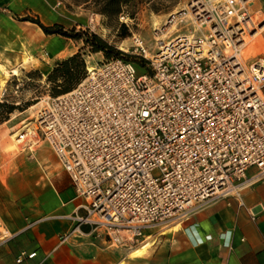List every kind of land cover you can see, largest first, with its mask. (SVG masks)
Segmentation results:
<instances>
[{
	"label": "built area",
	"instance_id": "1",
	"mask_svg": "<svg viewBox=\"0 0 264 264\" xmlns=\"http://www.w3.org/2000/svg\"><path fill=\"white\" fill-rule=\"evenodd\" d=\"M254 1L190 0L153 29L151 47L132 35L130 50L121 49L130 61L87 70L21 126L18 149L46 144L82 201L61 241L87 227L108 247L130 250L146 231L239 200L264 180V59L242 57L264 29ZM100 22L91 14L88 30ZM35 255L21 252L15 263Z\"/></svg>",
	"mask_w": 264,
	"mask_h": 264
},
{
	"label": "crops",
	"instance_id": "2",
	"mask_svg": "<svg viewBox=\"0 0 264 264\" xmlns=\"http://www.w3.org/2000/svg\"><path fill=\"white\" fill-rule=\"evenodd\" d=\"M250 10L264 12V0H255ZM259 36L264 49V29ZM8 150L15 154L8 161L0 150V220L7 233L0 240V264H16L21 252L36 253L22 264H264V180L245 189L239 200L209 205L174 231L158 234L146 255L133 258L129 249L108 247L87 227L61 241L74 228L70 217L82 203L68 175L46 144ZM54 160L60 168L56 174ZM255 172L248 169L246 178ZM155 237L152 230L145 232L146 240Z\"/></svg>",
	"mask_w": 264,
	"mask_h": 264
},
{
	"label": "rangeland",
	"instance_id": "3",
	"mask_svg": "<svg viewBox=\"0 0 264 264\" xmlns=\"http://www.w3.org/2000/svg\"><path fill=\"white\" fill-rule=\"evenodd\" d=\"M189 1L133 0L117 18L109 19L97 12L92 0H0V64L9 73L0 90V103L20 108L0 123V150L5 152L6 161L15 156L8 152V133L18 131L23 122L32 118L38 109L37 104L41 107L42 101L48 97L54 98L50 94L51 86L47 83V76L56 63L81 52L87 73V69L109 61L102 53L91 54L88 49L83 50L81 42L75 43L59 36H45L37 26L24 21L25 19L37 18L45 26L57 24L66 30L84 31L88 30L90 15L95 14L99 18L101 16V22L94 31H88L119 51H129L132 35L140 36L143 42L151 47L154 41L153 29L161 27L170 13L185 8ZM121 25L126 27L129 35L125 39L120 37L123 33ZM178 28L181 34L190 29L186 24H181ZM253 44L258 53L251 57H261L264 49L260 46L259 39ZM69 52L73 54L65 57ZM133 64L137 74L145 72L138 63ZM22 156L30 159L34 155L22 152ZM53 167L54 174L60 171L55 160ZM176 224L178 222H172L152 230L153 236H156L154 241L151 237L137 243L133 248L144 243L151 244L153 241L152 246L139 257L146 255L156 245L158 234L166 230L174 231L173 226Z\"/></svg>",
	"mask_w": 264,
	"mask_h": 264
},
{
	"label": "trees",
	"instance_id": "4",
	"mask_svg": "<svg viewBox=\"0 0 264 264\" xmlns=\"http://www.w3.org/2000/svg\"><path fill=\"white\" fill-rule=\"evenodd\" d=\"M133 0H92L93 5L96 7L97 12L105 18H117L123 9L128 7ZM37 26L45 36H59L75 43L81 42L82 49H88L91 54L102 53L106 60L123 59L130 61V57L116 47L108 44L98 35L89 32L88 30H66L60 25L45 26L39 19H25ZM123 33L120 37L125 39L129 37L127 29L121 25ZM35 74L38 75L36 72ZM85 63L81 52L73 54L55 64L52 71L47 76V83L51 86L50 94L52 97H58L71 92L85 77ZM28 106V105H26ZM20 109L6 103H0V123L7 120L8 116L15 110Z\"/></svg>",
	"mask_w": 264,
	"mask_h": 264
},
{
	"label": "bare ground",
	"instance_id": "5",
	"mask_svg": "<svg viewBox=\"0 0 264 264\" xmlns=\"http://www.w3.org/2000/svg\"><path fill=\"white\" fill-rule=\"evenodd\" d=\"M97 18H99V16H97ZM174 31V27H171L170 32ZM260 37V36H259ZM257 41V40H256ZM255 41L250 42L247 47L245 48V50H243L242 52V57L243 59H248L249 57H251V55H255L258 53L255 45L253 44ZM92 68H89L87 70H91ZM13 74H15V71L12 72ZM9 76V73L4 69V67L0 64V90L2 89V87L4 86L7 78ZM38 108L40 104H37ZM33 108V107H32ZM30 108V109H32ZM19 131V130H18ZM18 131L15 132H9L7 135L9 137L8 143H7V147L13 152L14 150L18 149L17 144L19 143L16 139L17 133ZM178 228V226L175 227V229ZM146 240V238L143 240V242ZM142 242V243H143ZM141 244V243H140ZM137 247V246H136ZM149 247L148 243H144L142 245H140L137 248H133L130 252H129V256L130 257H138L140 255H142V253H144L147 248Z\"/></svg>",
	"mask_w": 264,
	"mask_h": 264
}]
</instances>
